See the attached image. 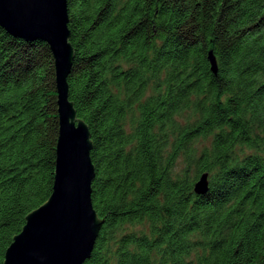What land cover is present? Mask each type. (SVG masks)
I'll list each match as a JSON object with an SVG mask.
<instances>
[{"label":"trees","instance_id":"16d2710c","mask_svg":"<svg viewBox=\"0 0 264 264\" xmlns=\"http://www.w3.org/2000/svg\"><path fill=\"white\" fill-rule=\"evenodd\" d=\"M67 7L101 222L85 264H264V0ZM59 128L49 45L0 26V264L53 192Z\"/></svg>","mask_w":264,"mask_h":264},{"label":"water","instance_id":"95a60500","mask_svg":"<svg viewBox=\"0 0 264 264\" xmlns=\"http://www.w3.org/2000/svg\"><path fill=\"white\" fill-rule=\"evenodd\" d=\"M67 0H0V26L10 35L49 45L55 60L59 137L53 192L26 218V224L6 251L4 264H85L101 227L92 203L96 177L91 160L89 128L69 100L68 76L74 49L70 43ZM212 71L217 62L209 54ZM209 188V174L200 176L197 194Z\"/></svg>","mask_w":264,"mask_h":264}]
</instances>
